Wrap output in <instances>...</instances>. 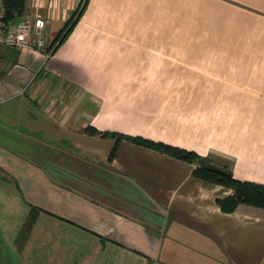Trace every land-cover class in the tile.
<instances>
[{"label":"crops","instance_id":"1","mask_svg":"<svg viewBox=\"0 0 264 264\" xmlns=\"http://www.w3.org/2000/svg\"><path fill=\"white\" fill-rule=\"evenodd\" d=\"M37 18L48 46L64 31L47 59L0 44V264H264L263 207L86 130L264 184V0H26L15 21Z\"/></svg>","mask_w":264,"mask_h":264},{"label":"trees","instance_id":"2","mask_svg":"<svg viewBox=\"0 0 264 264\" xmlns=\"http://www.w3.org/2000/svg\"><path fill=\"white\" fill-rule=\"evenodd\" d=\"M5 7V20L12 22L15 21L17 16H20L24 13L26 0H5ZM82 11L83 7L82 10L77 11L74 17L69 21V27L72 26V23H74L79 17L78 13ZM63 32H61V34L56 37L53 45H58ZM86 130L91 134L102 133L104 136H110L116 139L109 155L110 159H112L116 154L120 142L123 139H127L138 145L153 148L177 159L195 164L196 167L193 171V174L196 177L212 183L223 185L234 190L233 194L217 198V203L220 205L223 211L232 212L241 203L264 208V184L237 179L234 176L232 169L228 165L221 167L212 164L206 156L201 155L195 150H190L162 140H155L142 135H130L114 131L101 132L98 128L92 125H89Z\"/></svg>","mask_w":264,"mask_h":264},{"label":"built area","instance_id":"3","mask_svg":"<svg viewBox=\"0 0 264 264\" xmlns=\"http://www.w3.org/2000/svg\"><path fill=\"white\" fill-rule=\"evenodd\" d=\"M5 14V0H0V44L38 50L44 53L45 59L52 54L56 45H53L54 41L47 45L49 35L42 31L45 24L42 18H37L35 22L28 19L8 22Z\"/></svg>","mask_w":264,"mask_h":264},{"label":"rangeland","instance_id":"4","mask_svg":"<svg viewBox=\"0 0 264 264\" xmlns=\"http://www.w3.org/2000/svg\"><path fill=\"white\" fill-rule=\"evenodd\" d=\"M212 160H214V158H211ZM211 159H209V161H211Z\"/></svg>","mask_w":264,"mask_h":264}]
</instances>
